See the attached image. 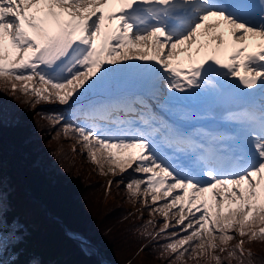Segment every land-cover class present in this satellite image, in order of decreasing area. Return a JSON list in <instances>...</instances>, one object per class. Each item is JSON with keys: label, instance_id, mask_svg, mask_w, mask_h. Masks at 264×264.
I'll use <instances>...</instances> for the list:
<instances>
[{"label": "snow or ice", "instance_id": "6c2138e0", "mask_svg": "<svg viewBox=\"0 0 264 264\" xmlns=\"http://www.w3.org/2000/svg\"><path fill=\"white\" fill-rule=\"evenodd\" d=\"M0 81L33 104L67 105L41 115L63 121L100 174H138L125 188L164 217L156 235L172 264H221L214 253L237 235L264 240V0H0ZM195 95L241 101L220 116L231 131H189L149 103L171 111ZM8 227L0 215V234Z\"/></svg>", "mask_w": 264, "mask_h": 264}, {"label": "trees", "instance_id": "16d2710c", "mask_svg": "<svg viewBox=\"0 0 264 264\" xmlns=\"http://www.w3.org/2000/svg\"><path fill=\"white\" fill-rule=\"evenodd\" d=\"M67 109L56 102L33 104L0 81V215L9 225L0 234L5 237L0 264H145L146 251H152L154 260L169 258L161 248L167 241L156 235L164 217L150 215L142 200H134L125 188L138 174L131 169L115 176L100 174L74 135L60 130L63 121L54 127L44 118ZM13 223L19 227L10 236ZM71 234L83 237L105 262L88 254ZM238 238L244 240V256L229 259L227 250ZM262 244L264 240L237 235L224 253L214 254L221 264H264Z\"/></svg>", "mask_w": 264, "mask_h": 264}, {"label": "rangeland", "instance_id": "374dc122", "mask_svg": "<svg viewBox=\"0 0 264 264\" xmlns=\"http://www.w3.org/2000/svg\"><path fill=\"white\" fill-rule=\"evenodd\" d=\"M128 81H131V80H128ZM131 82L133 83V85L131 84L130 86H127L128 83H130V82L125 81L121 84V87L124 90H127V88H129V91H139L140 89L137 87L136 83L134 81H131ZM123 85L126 86L127 88H124ZM101 238H102V240H104V243H106V244L109 243V238L107 236L102 235ZM110 240H112V239H110ZM261 246L264 247V244H262ZM151 252L152 251H149V252L146 251L144 253V256H145L144 259L147 258V260L149 262V263H145V264H156L158 262H159V264H172L173 259H174L173 256H169V258L166 256L161 257V258L155 257V260H156L155 261L153 259V256H152L153 254ZM183 264H210V261L206 260L204 257H199L195 260H188L187 257H185Z\"/></svg>", "mask_w": 264, "mask_h": 264}, {"label": "water", "instance_id": "95a60500", "mask_svg": "<svg viewBox=\"0 0 264 264\" xmlns=\"http://www.w3.org/2000/svg\"><path fill=\"white\" fill-rule=\"evenodd\" d=\"M76 241H77V240H76ZM81 246H82V245H81ZM82 248H83L88 254H90V255H92V256H95V257H97L98 259H100L101 261L105 262V259H104L102 256L98 255V254L96 253V250H95L92 246H90V244L87 243V246H86V247L82 246Z\"/></svg>", "mask_w": 264, "mask_h": 264}]
</instances>
